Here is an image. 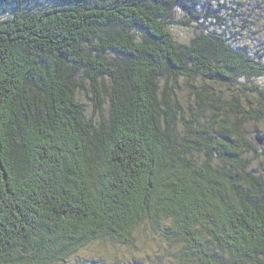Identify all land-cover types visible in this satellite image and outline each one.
<instances>
[{"label":"trees","instance_id":"trees-1","mask_svg":"<svg viewBox=\"0 0 264 264\" xmlns=\"http://www.w3.org/2000/svg\"><path fill=\"white\" fill-rule=\"evenodd\" d=\"M246 1L0 0V264H103L68 259L144 225L176 264H264Z\"/></svg>","mask_w":264,"mask_h":264},{"label":"rangeland","instance_id":"rangeland-1","mask_svg":"<svg viewBox=\"0 0 264 264\" xmlns=\"http://www.w3.org/2000/svg\"><path fill=\"white\" fill-rule=\"evenodd\" d=\"M244 4H249L247 1ZM82 101L88 104L87 96L82 92ZM259 128L264 129L262 124ZM264 169V165L261 166ZM130 243L123 244L112 241L94 242L72 255L68 260L83 262L96 259L103 264H176L172 253L177 246L161 239L157 234L151 233L147 225L138 227ZM176 255V253H175ZM62 264V263H57Z\"/></svg>","mask_w":264,"mask_h":264}]
</instances>
